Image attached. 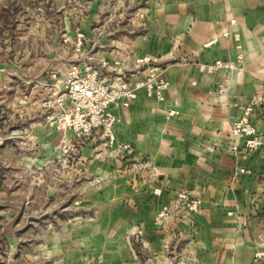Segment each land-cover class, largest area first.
<instances>
[{
    "label": "crops",
    "instance_id": "obj_1",
    "mask_svg": "<svg viewBox=\"0 0 264 264\" xmlns=\"http://www.w3.org/2000/svg\"><path fill=\"white\" fill-rule=\"evenodd\" d=\"M126 26L108 33L111 63L150 54L169 86L162 101L140 91L128 107H112L117 144H133L155 168L139 172L112 159L97 167L124 186L123 231L143 230L145 264H264V0H147ZM239 52L235 70L201 69ZM253 99L263 144L241 159L228 150L229 134ZM181 191L200 195L202 208L157 219Z\"/></svg>",
    "mask_w": 264,
    "mask_h": 264
},
{
    "label": "rangeland",
    "instance_id": "obj_2",
    "mask_svg": "<svg viewBox=\"0 0 264 264\" xmlns=\"http://www.w3.org/2000/svg\"><path fill=\"white\" fill-rule=\"evenodd\" d=\"M146 1L0 0V264H145L151 257L139 226L123 231L124 186L109 184L97 167L112 159L154 173L153 162L131 143L117 145L131 144L135 155L118 151L104 126L79 135L82 119L100 105L73 92L83 81L118 88L124 76L136 77L138 59L147 53L129 66L121 57L111 63L108 33H123ZM160 73L167 82L164 100L169 82ZM140 91L146 94L141 88L137 95ZM135 98L109 103L114 126L112 107H128ZM229 137L228 150L241 159L263 144L260 136L261 143L243 155L232 146L247 138L237 142L231 129ZM116 169L122 174L126 166L116 164ZM181 193L202 199L181 191L164 206H172ZM164 206L157 219L177 216H160ZM202 206L203 199L198 211ZM116 214L120 218L111 223Z\"/></svg>",
    "mask_w": 264,
    "mask_h": 264
},
{
    "label": "built area",
    "instance_id": "obj_3",
    "mask_svg": "<svg viewBox=\"0 0 264 264\" xmlns=\"http://www.w3.org/2000/svg\"><path fill=\"white\" fill-rule=\"evenodd\" d=\"M232 23H235V20H231ZM235 38L238 39L239 35L234 34ZM238 47H241L238 44ZM244 56L240 52L237 60L235 61H223L216 60L212 64L202 65L203 70H215L219 68H234L239 66L243 62ZM161 67H159L154 59L149 55H144L138 59V63L134 71L137 73L135 78L123 77L120 82V86L115 88V86H96V80L90 82H79L75 85L73 90L74 95L80 99L83 98L84 101H87L89 104L93 105L95 102H98L100 107L97 108L95 105V114L91 116H85L81 122V125L78 128L79 135L89 136L92 134L94 129L104 126V135L110 137V143L116 144L115 136L113 133L114 126V115L108 111L107 106L111 102L117 100H125V103L135 98L137 96V91L143 88L148 96H153L159 100L163 99L164 90L167 87V82L161 76ZM127 101V102H126ZM258 100L253 99L251 103L245 108L243 114L235 120L231 127V134L233 136H244L246 142L244 145L240 146L235 144L232 146V150L235 153H246L250 150H253L257 145L261 143L260 135L258 134L255 126L251 122V114L254 108L257 106ZM118 151H123L129 155H135L136 149L131 144H120L117 145ZM202 205V199L199 197H193L185 193L179 194L178 198L175 200L172 206H164L160 212V216H167L168 214H178L186 213L190 214L191 212H197L199 207Z\"/></svg>",
    "mask_w": 264,
    "mask_h": 264
}]
</instances>
